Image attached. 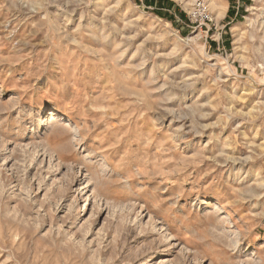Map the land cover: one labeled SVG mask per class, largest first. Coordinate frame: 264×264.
I'll use <instances>...</instances> for the list:
<instances>
[{
    "label": "rangeland",
    "instance_id": "1",
    "mask_svg": "<svg viewBox=\"0 0 264 264\" xmlns=\"http://www.w3.org/2000/svg\"><path fill=\"white\" fill-rule=\"evenodd\" d=\"M169 1L0 0V264H264V0Z\"/></svg>",
    "mask_w": 264,
    "mask_h": 264
},
{
    "label": "built area",
    "instance_id": "2",
    "mask_svg": "<svg viewBox=\"0 0 264 264\" xmlns=\"http://www.w3.org/2000/svg\"><path fill=\"white\" fill-rule=\"evenodd\" d=\"M196 15L200 17L201 21L210 20V14L205 6L204 0H195Z\"/></svg>",
    "mask_w": 264,
    "mask_h": 264
},
{
    "label": "trees",
    "instance_id": "3",
    "mask_svg": "<svg viewBox=\"0 0 264 264\" xmlns=\"http://www.w3.org/2000/svg\"><path fill=\"white\" fill-rule=\"evenodd\" d=\"M156 0H147V2H148V4H152V3H154V4H156V2H155ZM165 0H157V7H162L161 5L163 4V2H164ZM166 1H168V2H170L171 4H173L171 1H169V0H166ZM149 2H151V3H149ZM156 13L158 14V15H164V13L163 12H161V11H156ZM230 15H231V13H232V10H230Z\"/></svg>",
    "mask_w": 264,
    "mask_h": 264
},
{
    "label": "bare ground",
    "instance_id": "4",
    "mask_svg": "<svg viewBox=\"0 0 264 264\" xmlns=\"http://www.w3.org/2000/svg\"><path fill=\"white\" fill-rule=\"evenodd\" d=\"M224 14V13H223ZM222 15V14H221ZM217 18H219V16L217 17Z\"/></svg>",
    "mask_w": 264,
    "mask_h": 264
}]
</instances>
